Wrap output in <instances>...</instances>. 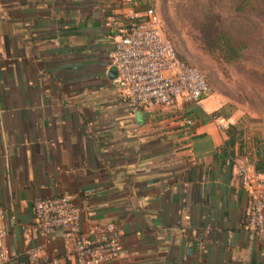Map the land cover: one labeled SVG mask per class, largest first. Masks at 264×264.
Instances as JSON below:
<instances>
[{
	"label": "crops",
	"instance_id": "1",
	"mask_svg": "<svg viewBox=\"0 0 264 264\" xmlns=\"http://www.w3.org/2000/svg\"><path fill=\"white\" fill-rule=\"evenodd\" d=\"M144 11L133 0H0L9 264L38 247L43 264L62 257L60 230L22 235L32 204L62 195L80 208L83 233L107 223L121 230L124 252L109 264H264V243L242 228L249 197L235 171L243 155L264 163V148L252 150L229 119L221 131L208 96L132 109L115 83L112 38Z\"/></svg>",
	"mask_w": 264,
	"mask_h": 264
},
{
	"label": "built area",
	"instance_id": "2",
	"mask_svg": "<svg viewBox=\"0 0 264 264\" xmlns=\"http://www.w3.org/2000/svg\"><path fill=\"white\" fill-rule=\"evenodd\" d=\"M128 20L113 36L107 62L130 108L152 110L199 103L210 93L203 73L178 57L171 42L163 36L154 11L147 9L141 18L129 16ZM210 118L221 131L227 130V121L213 114ZM186 124L191 122L186 120ZM235 171L241 189L249 197L242 228L249 237L264 243V173L255 170L248 155L240 157ZM32 216L33 223L22 229L25 241L42 238L55 230L61 232L62 257L52 259L49 264H109L124 252L121 230L113 224L93 225L83 233L80 208L67 195L36 200ZM5 235L0 212V264L10 262ZM44 262L38 247L27 250L25 260L18 264Z\"/></svg>",
	"mask_w": 264,
	"mask_h": 264
},
{
	"label": "rangeland",
	"instance_id": "3",
	"mask_svg": "<svg viewBox=\"0 0 264 264\" xmlns=\"http://www.w3.org/2000/svg\"><path fill=\"white\" fill-rule=\"evenodd\" d=\"M151 9L178 57L199 69L216 117L264 148V0H133ZM229 48L237 58L226 61ZM249 157V155H248Z\"/></svg>",
	"mask_w": 264,
	"mask_h": 264
},
{
	"label": "trees",
	"instance_id": "4",
	"mask_svg": "<svg viewBox=\"0 0 264 264\" xmlns=\"http://www.w3.org/2000/svg\"><path fill=\"white\" fill-rule=\"evenodd\" d=\"M147 10V9H145ZM238 56L236 54V51L233 49V48H229V51L228 53L224 56V59L226 61H229V60H233V59H236ZM254 168L257 172L259 173H264V163L263 162H259L257 164L254 165Z\"/></svg>",
	"mask_w": 264,
	"mask_h": 264
},
{
	"label": "water",
	"instance_id": "5",
	"mask_svg": "<svg viewBox=\"0 0 264 264\" xmlns=\"http://www.w3.org/2000/svg\"><path fill=\"white\" fill-rule=\"evenodd\" d=\"M110 72H111V73H114V70L111 68V69H110Z\"/></svg>",
	"mask_w": 264,
	"mask_h": 264
}]
</instances>
